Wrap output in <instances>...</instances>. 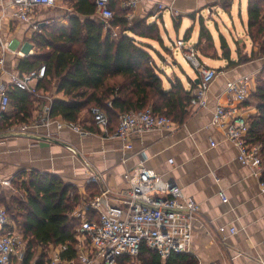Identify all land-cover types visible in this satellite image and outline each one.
Segmentation results:
<instances>
[{
	"label": "crops",
	"instance_id": "1",
	"mask_svg": "<svg viewBox=\"0 0 264 264\" xmlns=\"http://www.w3.org/2000/svg\"><path fill=\"white\" fill-rule=\"evenodd\" d=\"M226 1L143 0L140 11L137 13L136 10L134 16L147 17L149 22L158 24L159 18L152 19L156 4L172 7L179 14L176 22L170 15L176 34L181 29L185 30L184 40L191 39L188 46L196 47L202 27V17L198 15L205 11L208 14L214 12L213 15L227 11V5L224 4ZM232 5L231 0L228 10ZM211 6L213 9L210 10ZM197 16L199 26L196 25ZM38 17L40 20H49L43 14H38ZM247 22L248 0L247 20L242 24V43L238 38L226 40L230 46V61L250 57L254 53L257 55L248 62L230 65L222 57L217 36L209 31L203 21L217 56H200L199 59L205 66L216 69L218 75L206 94V107L188 106V119L183 124L173 120L171 130L133 134L126 141L104 136L99 131L89 130L92 132L90 135L80 136L71 129L57 131L54 127V141L43 139L47 133L44 128L29 132L35 138L0 136V199L6 202L16 197L13 181L21 172L56 175L65 183L75 185L85 198L86 180L91 175H99L104 185L116 193L128 189L130 180L143 167L153 170L163 181L176 185L184 196L192 197L198 203L199 214L193 224L194 233L189 252L198 264H264V195L260 192L258 179L247 167L239 164L237 150L226 140L223 131L211 125L214 109L218 105L233 109L234 116L240 115L247 122L251 115L257 113L253 103L244 106V103L234 101L225 93L227 82L244 75H254L251 84L253 91L255 79L264 68V56H260L258 47L251 42L247 34ZM162 23L166 29L165 21ZM27 30L26 24L16 21L4 25L1 34L14 38L20 46L28 44L26 39L30 38V34ZM224 32L230 34L227 28ZM204 43L202 40L201 45ZM27 47L31 48L29 44ZM152 48L157 50V44L152 43ZM31 50L35 52L34 48ZM157 53L162 63L170 65L172 71L177 65L178 53L181 54L182 63L190 66L184 61V52L181 50L166 49L164 55ZM209 60H215L217 65L210 66ZM17 62L14 55H7L6 69L14 71ZM193 70L195 76H186L187 81H182L187 90L192 88V83L197 84L198 74ZM0 80L9 83L6 75L1 76ZM34 108L33 117L41 110L42 103L38 105L34 102ZM92 123L90 112H82L79 124L88 129ZM7 132L0 130V134ZM211 141L215 143L214 147ZM72 149L76 155H73ZM220 192H223L227 202L222 201ZM231 228L235 229L234 234L230 233Z\"/></svg>",
	"mask_w": 264,
	"mask_h": 264
},
{
	"label": "trees",
	"instance_id": "2",
	"mask_svg": "<svg viewBox=\"0 0 264 264\" xmlns=\"http://www.w3.org/2000/svg\"><path fill=\"white\" fill-rule=\"evenodd\" d=\"M65 1L73 10L65 18V24L41 25L40 33H33L29 39L35 53L19 59L15 66L16 73L25 74L45 65V76L37 86L53 95L50 117L75 124L79 123L82 112L97 108L107 116L108 133L112 134L120 114L150 107L154 114L183 124L190 115L191 92L197 84L192 83V88L187 90L178 76L167 77L157 65L151 51L159 56L152 43L164 45L159 25L139 15L128 20L126 16L130 11L121 8V0H111L114 17L106 27L96 17L95 0ZM225 10L228 11V7ZM201 23L199 42L194 47L197 57L216 58L217 51L203 19ZM114 30L116 37H113ZM247 34L258 47L260 56H264V0H248ZM202 40L204 45H201ZM219 41L222 57L230 65L248 62L257 55L230 61L226 38L220 35ZM8 96L11 110L2 114V131L28 123L35 109L32 97L25 91L10 87ZM251 103L257 113L248 119L247 141L262 144L264 161V68L257 75L244 106ZM88 130L99 131L94 123ZM13 185L16 197L6 202L0 199V202L22 232L29 259L38 246L64 244L68 249L62 258H74L80 219L71 214L84 200V195L75 185L49 173L21 172ZM99 193L98 184L86 185L85 197ZM35 264H43V258ZM118 264H198V261L190 253H173L164 261L142 245L138 256L121 257Z\"/></svg>",
	"mask_w": 264,
	"mask_h": 264
},
{
	"label": "built area",
	"instance_id": "3",
	"mask_svg": "<svg viewBox=\"0 0 264 264\" xmlns=\"http://www.w3.org/2000/svg\"><path fill=\"white\" fill-rule=\"evenodd\" d=\"M110 2L111 0H95L96 17L106 27L114 17ZM142 2L143 0H121V8L130 11L126 16L128 20L134 17ZM57 3L58 0H0V77L6 75L9 79L8 84L0 80V118L10 109V87L27 92L36 104L42 103L41 110L28 123L12 126L8 131L29 133L36 128H44L48 139H54L53 127L57 131L68 128L80 136L92 133L79 123H67L50 117L53 96L37 86L45 76V65L25 74L16 73L15 68L11 71L5 67L7 55L12 54L19 60L35 52H32L30 43L31 48L28 49L27 46L25 48L27 44L19 46L14 38L4 37L1 34L2 27L17 21L26 24L31 33H40L41 25L48 24V20H40L38 14L53 9ZM165 12L177 21V10L160 3L156 4L152 19L163 18ZM116 36L117 32L114 30L113 37ZM170 49L183 51L184 61L198 74L199 82L191 92L189 106L206 107V94L218 71L202 64L196 49L185 46L181 39L173 41ZM253 80L254 75H244L229 81L226 83L225 93L234 101L244 103L251 94ZM89 112L102 135L122 141L128 140L133 134L168 131L174 125L171 118L156 115L148 107L120 114L116 130L109 134V120L105 113L97 108H92ZM211 125L220 128L226 140L236 148L237 161L258 179L260 192L264 195L263 147L261 143L247 141L250 129L248 122L240 115L234 116L233 109L218 105L214 109ZM211 146H215L212 141ZM86 166L88 167L87 163ZM91 183L100 186V193L94 197H85L71 214L80 219L79 244L76 243L74 247V258H62V254L68 249L67 245H49L55 253L53 257L44 259L43 264H118L121 257L138 256L142 245L156 252L164 261L173 253L190 252L193 224L199 214V205L192 197L184 196L179 187L163 181L153 170L143 167L130 180V187L125 191L113 192L95 174L86 180V184ZM219 196L223 202H227L223 192ZM230 233L234 234L235 229L231 228ZM28 259L27 242L0 202V264L36 263L32 258Z\"/></svg>",
	"mask_w": 264,
	"mask_h": 264
},
{
	"label": "rangeland",
	"instance_id": "4",
	"mask_svg": "<svg viewBox=\"0 0 264 264\" xmlns=\"http://www.w3.org/2000/svg\"><path fill=\"white\" fill-rule=\"evenodd\" d=\"M227 1L224 4H226L228 7L231 3V0H227ZM232 4L233 5L229 8L228 11H220L218 14L215 12L217 15H213L214 12H212V14H208L207 11H205L203 14L198 15V16H201L202 19H204L203 21H205L209 31L215 34L218 40H219V36L222 35L223 37L227 38L229 41H231L232 38L234 39L238 38L239 42L242 43V40H243L242 38L243 37V32H242L243 25L242 24L245 23L247 20V0H232ZM209 9L211 10L213 9V7L211 6L209 7ZM72 11L73 10L68 2H66L65 0H58V3L53 9L42 11L43 13L40 12L39 14L41 16L43 14V16L47 17L49 19L48 23L57 22L59 24H65V18H67V16L70 13H72ZM198 16L196 18L197 26H199ZM158 21H159L158 25L163 35V41H164L163 47L164 48L170 49L172 42L176 41L177 39L183 40L185 46H188L191 44V39L188 41L184 40L185 30L181 29L179 31V34L178 35L176 34V31L173 27L172 18L170 17L168 12L164 13V19L162 20V21H165L166 23V29L163 26L161 18H159ZM225 28L229 30L230 34H226L224 32ZM27 32H29L30 37H32L33 33H31L29 30H27ZM29 39L30 38L26 39L28 44L30 43ZM28 44L25 45V47L28 46ZM163 47L157 44L156 51L164 55L165 50ZM151 53H152V56L155 58L157 65L165 73L167 77H172L173 75H176L182 78V81L185 83L187 81L186 76L190 78L195 76V72L193 70L194 68L192 66H185L182 63V57L180 53H178L177 55L178 62H177V65L174 66L173 71L170 65H164L162 63V61L159 59V57L154 51H151ZM215 62H216L215 60L208 61L210 66H216L217 64H215ZM163 78L165 79L164 76ZM76 239H77L76 243L79 244V237L77 236ZM54 253H55V250H52L48 246L47 247L38 246L34 248V254H33L32 261H34L35 263L36 261L38 262L40 258H43V260L49 259L50 257L54 256Z\"/></svg>",
	"mask_w": 264,
	"mask_h": 264
},
{
	"label": "water",
	"instance_id": "5",
	"mask_svg": "<svg viewBox=\"0 0 264 264\" xmlns=\"http://www.w3.org/2000/svg\"><path fill=\"white\" fill-rule=\"evenodd\" d=\"M140 7L141 5H139L138 9H137V13L140 11ZM199 82V79L197 78L196 79V83L198 84ZM8 136V135H16V136H23V137H31L33 138L34 135L33 134H30V133H20V132H13V131H8L7 133H3V134H0V136ZM35 138V137H34ZM44 140H47V141H54L53 139H48L46 137H43ZM73 153L76 152L74 151L73 149L71 150Z\"/></svg>",
	"mask_w": 264,
	"mask_h": 264
}]
</instances>
